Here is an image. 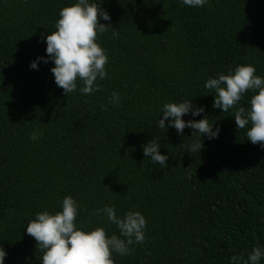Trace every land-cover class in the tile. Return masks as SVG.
<instances>
[{
    "label": "trees",
    "instance_id": "16d2710c",
    "mask_svg": "<svg viewBox=\"0 0 264 264\" xmlns=\"http://www.w3.org/2000/svg\"><path fill=\"white\" fill-rule=\"evenodd\" d=\"M73 0H0V246L4 264H41L25 226L38 211L59 210L65 195L79 203L77 222L105 227L94 210L114 205L146 218L145 241L114 264H232L264 246V149L246 140L232 110L212 107L205 80L238 64L264 76V0H101L112 27L97 40L107 77L95 93L67 95L54 83L42 33L54 31ZM100 3V0H95ZM113 91L118 104L110 102ZM209 92V93H208ZM251 93L240 101L247 107ZM193 100L219 125L218 138L185 127L159 128L165 102ZM205 113L183 119H200ZM167 124V120L165 121ZM33 129L43 135L33 142ZM159 136L167 166L142 146ZM200 142L199 151L185 145ZM260 264H264V258Z\"/></svg>",
    "mask_w": 264,
    "mask_h": 264
},
{
    "label": "clouds",
    "instance_id": "9594fccd",
    "mask_svg": "<svg viewBox=\"0 0 264 264\" xmlns=\"http://www.w3.org/2000/svg\"><path fill=\"white\" fill-rule=\"evenodd\" d=\"M208 0H182V4L191 8H200ZM108 11L95 0H73L60 8L54 24V31L41 34L46 43V57H37L29 67L38 68L42 60L53 62L50 68L54 83L63 90V94L79 91L81 94L95 93L100 89L99 81L107 77L105 65L108 63L106 50L97 40V34L108 31L111 24L100 21H110ZM112 38L119 33L112 27ZM204 87L214 94L212 107L220 108L222 112L232 110L237 129H245L246 140L258 144L264 149V76L257 74L252 64H238L227 72L208 77ZM208 92V93H209ZM251 95L247 107L240 101L245 93ZM109 100L118 104L120 93L113 91ZM162 116L157 121L159 128L167 130L168 126L175 128L178 135L187 126L192 129V135L202 134L203 139L218 138L219 125L209 123L204 106H194L193 100L184 99L179 102H165L161 106ZM193 117L205 113L200 119H183L185 114ZM167 120V124L165 121ZM43 135L42 130L33 129L29 139L35 142ZM159 136L152 137L143 146V154L150 163L167 166L168 155L161 153ZM203 147L200 142L185 145L190 152L199 151ZM80 205L71 195H65L60 201L59 210L47 209L35 213L24 227L26 233L34 238L36 247L41 251L38 258L41 264H114L113 254L125 256L130 254L135 244L145 241L146 218L137 209H130L120 216L114 205L105 204L94 210L105 224L115 225V232L106 234L105 227L85 228L78 224L77 215ZM7 251L0 246V264H4ZM264 258V246L254 245L247 258L232 256V264H260Z\"/></svg>",
    "mask_w": 264,
    "mask_h": 264
}]
</instances>
